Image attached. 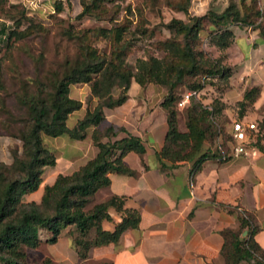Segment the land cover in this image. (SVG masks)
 I'll return each instance as SVG.
<instances>
[{"label":"rangeland","instance_id":"rangeland-1","mask_svg":"<svg viewBox=\"0 0 264 264\" xmlns=\"http://www.w3.org/2000/svg\"><path fill=\"white\" fill-rule=\"evenodd\" d=\"M59 2L61 10L56 7ZM233 4L246 18L243 25L233 21L227 23L234 32L233 41L235 31L242 33L241 30L246 29L259 30L263 39L264 0L0 1V135L11 137L15 142L12 154L21 156L24 146L22 135L30 124L28 101H49L55 92V85L66 72L86 59L100 57L108 64L131 71L134 75L141 74L143 69L160 73L168 69L171 74L178 67L186 66L187 74L173 90L154 79L146 78L143 85L133 79L132 86L137 85L142 89L136 97L149 112L160 107L169 117V109L163 102L172 94L175 100L170 108L175 111L177 128L181 133H189L190 117L195 116L200 120L201 127L206 131L203 147L201 151L194 152V138H183L173 149L180 151L181 155L190 153L192 157L180 162L194 161L200 153L212 152L220 139L226 147L231 137L223 123L216 120V109H220L221 98L239 66L230 65L225 53L227 48L216 44L219 28L210 15L221 14ZM199 17L205 18L194 39L171 27L175 20L193 25ZM13 31L15 35H11ZM188 46L196 54V63L186 55ZM194 64L201 68L189 73ZM221 64L233 70L228 77L208 76V69ZM199 84L204 85L197 90L201 95L192 97L190 104L181 108L178 104L180 99ZM124 93V89L115 86L110 99L117 101ZM129 93L130 90L128 98ZM70 97L82 103L81 109L72 113L67 120L68 126L73 128L87 113L94 111L100 100L93 92L91 83L71 86ZM107 101L109 99L103 100ZM209 105L212 111L216 110L215 115L207 113L205 108ZM261 110L264 111V106ZM102 128L103 125H100ZM94 131L95 126L89 127L84 139L69 136L55 138L44 133L42 136L44 145L55 153L56 158L65 157L68 160L69 151L75 146L78 151L86 150L87 145L97 147L92 137ZM166 161L170 162L168 159ZM84 165L73 170L66 164L63 175H71ZM16 176L14 172L8 173L9 178ZM104 201L105 192L100 190L92 198L88 209ZM236 232L241 233V227ZM76 235L74 228H67L58 242L51 244L47 242L50 232L42 228L41 244L37 248H22L25 254L22 264H110V261L93 256L81 260L74 244ZM222 264H227L223 255ZM240 264L257 263L255 260H246Z\"/></svg>","mask_w":264,"mask_h":264},{"label":"trees","instance_id":"trees-1","mask_svg":"<svg viewBox=\"0 0 264 264\" xmlns=\"http://www.w3.org/2000/svg\"><path fill=\"white\" fill-rule=\"evenodd\" d=\"M56 7L61 10V3H56ZM210 17L219 28V33L215 37L216 44L223 49L231 45L234 37V32L227 23L233 21L243 25L246 22V18L241 16L234 4L221 14L211 13ZM204 18H197L193 25L175 20L171 27L194 39ZM261 32L264 36V27L261 28ZM13 34L15 35L16 32L13 31L11 35ZM185 51L186 55L196 63V54L192 48L188 46ZM200 68L194 64L189 73ZM186 70H188L186 66H180L170 74L168 69L163 73L153 69H143L141 74L134 75L131 71L108 64L104 58L86 59L82 63H77L57 82L55 92L49 101L44 99L28 101L30 124L22 135L24 142L22 155L13 153L14 161L11 164L0 161V264H22L25 257L22 248H37L42 242L40 237L42 228L50 232L47 242L51 244L57 243L67 228H74L77 234L74 244L81 260L89 258L92 248L117 244L127 230L139 228L140 211L126 209L125 197L114 195L96 204L93 209H88L92 198L100 190L110 187V174L130 176L135 174V171L124 162V157L129 152L134 151L141 156L146 153V147L140 137L128 132L127 137L115 139L117 133L114 126L100 129V125L105 119L106 108L112 109L127 101V93L132 87L133 79L141 85L145 83L146 78L154 79L157 83L173 90L182 83L187 74ZM232 71L230 67L221 64L208 69L206 73L210 77H228ZM81 83H91L93 92L100 101L94 111L87 113L75 127L70 128L67 124L69 116L82 107L80 101L70 97V90L71 86ZM115 86H119L125 92L117 101L110 99ZM203 87L202 84L195 85L194 90L191 91ZM259 93L258 88L247 91L241 106L254 102ZM107 99L109 101L103 102ZM174 100L171 94L163 102V105L169 109L166 143L158 153L163 168L167 167L166 159L173 165L191 159L190 153L181 155L180 151L173 149L183 138H194V152L201 151L206 139V131L195 116L189 119L188 134L178 130L175 111L170 108ZM205 109L208 114H214L209 107ZM91 126H95L92 137L99 148L97 157L71 175L60 174L53 185L46 186L40 202H25V196L37 191L44 181L46 167L57 165L55 153L44 145L42 133L55 138L69 136L73 139H84L87 129ZM121 130L126 132L124 128ZM219 157L221 154L218 152L200 153V156L194 160L193 172L198 171L207 159ZM11 172L16 173L17 176L9 178L8 173ZM112 209L120 214L121 219L114 223L113 229H108L104 224L114 221ZM239 221L241 233L231 229L222 232L225 243L221 254L226 257L227 264H240L246 260H255L257 264H264V249L255 240L258 227L253 217L241 212ZM245 231L248 233L242 237Z\"/></svg>","mask_w":264,"mask_h":264},{"label":"crops","instance_id":"crops-1","mask_svg":"<svg viewBox=\"0 0 264 264\" xmlns=\"http://www.w3.org/2000/svg\"><path fill=\"white\" fill-rule=\"evenodd\" d=\"M241 32L235 31V40L225 50L229 64L239 68L215 118L229 135L236 120L257 122L262 130L260 138L241 155L235 153L232 139L226 147L220 139L212 153L221 157L207 159L198 171L193 172L194 161L166 162L163 168L158 153L166 143L168 117L160 107L149 112L136 97L142 89L133 85L125 103L105 111L101 125L114 126L115 139L127 137L128 132L140 137L146 153L129 152L124 162L135 174H110L111 185L102 190L105 201L114 195L125 197V208L138 209L141 223L138 229L127 230L117 244L92 248L89 257L112 264H222V232L240 228L241 212L253 217L258 227L255 240L264 249V38L259 30ZM253 88H259L257 99L244 109L237 106ZM14 147L11 137L0 135L1 162L13 163ZM73 148L68 160L57 158L56 166L46 167L44 181L37 191L25 196L26 201L40 202L45 187L65 174L66 164L76 170L99 152L94 145L81 151ZM111 214L115 222L120 221L114 209ZM104 225L113 229L110 223Z\"/></svg>","mask_w":264,"mask_h":264},{"label":"built area","instance_id":"built-area-1","mask_svg":"<svg viewBox=\"0 0 264 264\" xmlns=\"http://www.w3.org/2000/svg\"><path fill=\"white\" fill-rule=\"evenodd\" d=\"M201 95L200 91H189L179 102L181 108L186 107L190 104L192 97H198ZM262 135V130L257 122H250L244 120H236L232 124V130L230 132V137L235 143V153L241 155L246 152L248 146L257 141Z\"/></svg>","mask_w":264,"mask_h":264},{"label":"water","instance_id":"water-1","mask_svg":"<svg viewBox=\"0 0 264 264\" xmlns=\"http://www.w3.org/2000/svg\"><path fill=\"white\" fill-rule=\"evenodd\" d=\"M247 233H248V231H245V232H244V235H247Z\"/></svg>","mask_w":264,"mask_h":264}]
</instances>
